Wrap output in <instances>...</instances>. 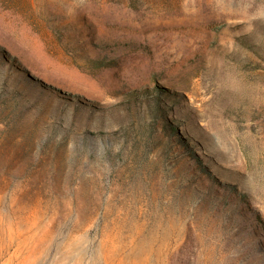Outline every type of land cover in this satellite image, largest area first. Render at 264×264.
<instances>
[{
  "label": "rangeland",
  "instance_id": "1",
  "mask_svg": "<svg viewBox=\"0 0 264 264\" xmlns=\"http://www.w3.org/2000/svg\"><path fill=\"white\" fill-rule=\"evenodd\" d=\"M0 264H264V0H0Z\"/></svg>",
  "mask_w": 264,
  "mask_h": 264
}]
</instances>
